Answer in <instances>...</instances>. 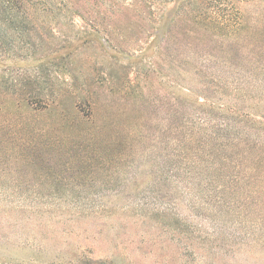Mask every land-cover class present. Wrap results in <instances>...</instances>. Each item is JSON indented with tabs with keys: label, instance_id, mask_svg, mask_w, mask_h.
I'll return each mask as SVG.
<instances>
[{
	"label": "rangeland",
	"instance_id": "1",
	"mask_svg": "<svg viewBox=\"0 0 264 264\" xmlns=\"http://www.w3.org/2000/svg\"><path fill=\"white\" fill-rule=\"evenodd\" d=\"M92 2L99 9V0ZM244 9L264 35V2ZM119 20L128 22L129 17ZM53 23L55 27L24 35V43L14 44L20 56L15 57L20 59L0 62V80L9 92L50 98L62 95L64 106L79 105L80 122L75 123L95 136L80 139V149L55 156L48 164L54 172L67 161L74 164L65 172L69 186L40 179L38 170L27 168L17 158L0 160V257L14 262L34 256L52 262L79 254L110 264H264L262 193H251L245 202L242 190H235L225 194L228 201L237 199L230 207L220 208L213 202L197 207L189 201L196 190L186 195L163 179L159 188L152 185L160 178V170L150 153L166 142L163 130L173 110L170 99L179 97L185 102L181 85L194 88L197 95L205 89L192 78L180 77L178 70L161 60L160 53L159 59L156 54L128 58L111 50L103 32L99 34V14L73 16L61 21L62 26ZM118 32L113 35L122 50L138 49L137 40L144 38L138 30L125 37ZM238 43L234 50L255 46L246 38ZM187 99L194 100L196 95ZM177 104H173L175 109ZM179 109L184 112L182 105ZM44 116L40 127L60 123L55 115ZM99 125H108L120 137L126 131L134 132L128 140L132 149L124 151L120 171L122 179L137 174L129 185L99 181V167L95 170ZM261 128L264 131V125ZM11 145L4 141L0 148L8 152ZM93 148V161L77 165L74 158L80 151ZM209 192L216 196L218 190ZM132 200L149 206L123 211ZM161 206L168 207L167 217L153 210ZM183 218L194 229L187 238L181 232Z\"/></svg>",
	"mask_w": 264,
	"mask_h": 264
},
{
	"label": "trees",
	"instance_id": "2",
	"mask_svg": "<svg viewBox=\"0 0 264 264\" xmlns=\"http://www.w3.org/2000/svg\"><path fill=\"white\" fill-rule=\"evenodd\" d=\"M92 1L0 0V62L20 59L15 57L19 55L14 44L20 40L24 43L21 39L24 35L55 27L53 20L62 26L61 21L73 16L99 14V34L103 32L105 45L111 50L128 58L156 54L159 59L160 53L161 60L178 70L180 77L192 78L205 89L197 95L194 88L181 85L185 102L179 97L170 99L173 110L163 130L166 142L150 153L160 170V178L152 185L159 188L163 179L172 189L183 190L186 195L196 190L198 193L190 196L189 201L197 207L211 202L220 208L230 207L237 201L227 200L225 194L231 191L242 190L245 202L253 192L257 196L262 193L263 197L264 35L252 23L244 6L264 0H99V9ZM122 16L129 17V21H120ZM255 22L260 24L258 20ZM117 30L123 37L137 30L144 35L136 42L140 43L138 49H120L118 38L113 35ZM245 38L255 46L234 50ZM193 94L196 99L189 101L187 98ZM176 103L177 109L173 106ZM78 109L77 104L64 106L62 95L50 98L9 92L0 80V146L4 141L12 144L8 152L0 148V160L17 158L27 168L38 170L40 179L46 177L55 184L69 186L65 183V172L72 170L74 164L67 161L56 172L48 164L55 156L80 149V139L95 136L89 128L83 130L75 123L80 122ZM44 115H55L60 123L40 127ZM133 134L129 130L120 137L108 125H99V164L95 165V170L99 167V181L129 185L136 179L137 174L124 179L120 176L124 151L130 147L128 140ZM95 152V148L85 149L74 160L77 165H87L93 161ZM206 190L218 192L216 196L215 192L203 194ZM148 206L132 200L121 209ZM167 208L153 210H160L167 217ZM182 223L181 232L187 238L194 229L188 220ZM0 264H110V261L75 254L52 262H42L34 256L17 258L14 262L0 257Z\"/></svg>",
	"mask_w": 264,
	"mask_h": 264
}]
</instances>
